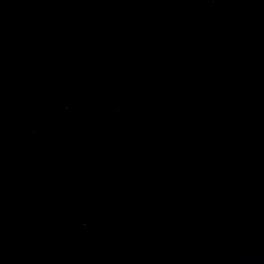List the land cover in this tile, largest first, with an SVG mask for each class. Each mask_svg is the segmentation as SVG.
I'll return each instance as SVG.
<instances>
[{"label":"water","instance_id":"water-1","mask_svg":"<svg viewBox=\"0 0 264 264\" xmlns=\"http://www.w3.org/2000/svg\"><path fill=\"white\" fill-rule=\"evenodd\" d=\"M0 255L264 264V0H0Z\"/></svg>","mask_w":264,"mask_h":264}]
</instances>
